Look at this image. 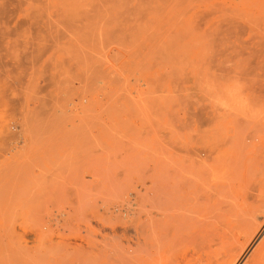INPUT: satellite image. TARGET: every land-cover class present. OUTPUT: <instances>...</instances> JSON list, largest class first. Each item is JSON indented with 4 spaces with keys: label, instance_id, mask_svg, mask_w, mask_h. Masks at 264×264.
Here are the masks:
<instances>
[{
    "label": "rangeland",
    "instance_id": "rangeland-1",
    "mask_svg": "<svg viewBox=\"0 0 264 264\" xmlns=\"http://www.w3.org/2000/svg\"><path fill=\"white\" fill-rule=\"evenodd\" d=\"M237 50L264 79V0H0V264H96L172 166L196 264H264V109L226 146L212 98Z\"/></svg>",
    "mask_w": 264,
    "mask_h": 264
},
{
    "label": "bare ground",
    "instance_id": "bare-ground-1",
    "mask_svg": "<svg viewBox=\"0 0 264 264\" xmlns=\"http://www.w3.org/2000/svg\"><path fill=\"white\" fill-rule=\"evenodd\" d=\"M252 22L249 23V25L251 24V26H253L254 24ZM242 56L237 50L232 56V67L230 69L225 70L223 67H219L216 88H213L215 93L213 91L214 96H212V98H215L219 106L217 103L214 105L219 107L216 110H219L220 112V115L218 116L220 122L219 124L217 123V134L219 139L223 142H226V140L228 141L226 146L227 144L235 145L236 138L237 140L239 138L243 139V136L252 133L251 130L254 127L253 125L256 124L257 121L258 123L261 122L259 121L261 118H259V116L261 110L264 109V106H262L264 105L262 104L264 84L259 82L264 79L260 80L261 77L258 78L257 76L259 75L258 72L256 71L257 73L255 74L251 69L248 57L246 58L248 60H246L245 58L243 59ZM209 93L210 91L208 94ZM262 118L264 119V117ZM258 127H260V125H258L257 128ZM256 131V133H258V131L260 132L259 129H256ZM243 142H246L245 138L243 139ZM246 147L248 148L249 146L246 145ZM183 168L184 167L181 169ZM177 172L178 171H176L173 166L171 167L170 174L167 172L169 174V176L167 175L169 177V179H167L169 182L165 180L167 183V188L165 187V190L167 191L166 195L161 194V190H159L160 187L156 192L154 191L153 198L148 201L152 207L150 208L151 211L149 210L148 213H144L143 210L137 215V225H135V227L131 226L133 227V230L129 228L130 225L127 226V224H124L118 230H114L113 234L111 232L112 236L104 237L106 240L104 241L102 249L96 252L100 254V261L96 264H196L194 256L189 255L186 245V242L189 240L186 241L187 235H190L188 231L189 220H191L189 215V212L191 211L189 205L190 202H188V198L185 195L186 192L184 193L183 190L184 183L182 184V182L184 179L182 180ZM183 175L182 177H184ZM181 187L182 189H180ZM190 197L189 199L191 201L192 199ZM193 205H196V201ZM193 205L191 203V206ZM194 216L196 215L191 217ZM196 218L193 219L196 220ZM191 223L193 224L194 222L191 221ZM206 223L204 224L206 225ZM196 227L194 226V228ZM193 232L196 233L197 231L193 230ZM202 238L204 239V237Z\"/></svg>",
    "mask_w": 264,
    "mask_h": 264
}]
</instances>
